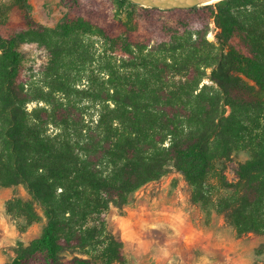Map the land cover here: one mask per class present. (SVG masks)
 <instances>
[{"label": "trees", "instance_id": "1", "mask_svg": "<svg viewBox=\"0 0 264 264\" xmlns=\"http://www.w3.org/2000/svg\"><path fill=\"white\" fill-rule=\"evenodd\" d=\"M60 1L55 29H0V187L31 195L10 200L11 215L35 222L37 205L46 217L6 264H91L64 256L77 251L122 264L106 212L123 215L172 172L238 237L264 236V0L169 11ZM20 44L46 53L36 82L23 76Z\"/></svg>", "mask_w": 264, "mask_h": 264}, {"label": "rangeland", "instance_id": "2", "mask_svg": "<svg viewBox=\"0 0 264 264\" xmlns=\"http://www.w3.org/2000/svg\"><path fill=\"white\" fill-rule=\"evenodd\" d=\"M65 13L60 0H0V29L10 32L26 22L55 29ZM216 33L211 24L208 40L214 41ZM17 51L23 76L31 78L29 82L39 80L47 65L45 51L35 44H20ZM93 76L99 80L103 74L94 70ZM237 157L240 161L248 158L244 153ZM227 176L232 177L230 171ZM13 199L30 201L31 195L23 185L0 187V264L15 256L18 244L27 245L37 238L46 224L44 211L37 205L35 222L11 215L7 203ZM105 219L110 232L122 243V264H264V236L238 237L212 207L190 201V188L176 172L137 190L130 205L123 208V215L111 206ZM64 256L102 264L96 252Z\"/></svg>", "mask_w": 264, "mask_h": 264}, {"label": "water", "instance_id": "3", "mask_svg": "<svg viewBox=\"0 0 264 264\" xmlns=\"http://www.w3.org/2000/svg\"><path fill=\"white\" fill-rule=\"evenodd\" d=\"M142 8L158 9L163 11L191 9L210 4L212 0H127ZM216 4V3H215Z\"/></svg>", "mask_w": 264, "mask_h": 264}, {"label": "bare ground", "instance_id": "4", "mask_svg": "<svg viewBox=\"0 0 264 264\" xmlns=\"http://www.w3.org/2000/svg\"><path fill=\"white\" fill-rule=\"evenodd\" d=\"M220 1H222V0H212V1L210 2V4H215V3H218V2H220Z\"/></svg>", "mask_w": 264, "mask_h": 264}]
</instances>
